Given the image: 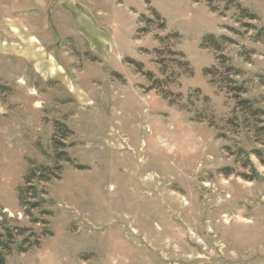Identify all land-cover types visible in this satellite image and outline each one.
<instances>
[{
	"label": "rangeland",
	"instance_id": "obj_1",
	"mask_svg": "<svg viewBox=\"0 0 264 264\" xmlns=\"http://www.w3.org/2000/svg\"><path fill=\"white\" fill-rule=\"evenodd\" d=\"M150 2L165 29L145 0H0L3 264H264V116L231 92L264 110V0ZM175 34L191 74L158 63Z\"/></svg>",
	"mask_w": 264,
	"mask_h": 264
},
{
	"label": "trees",
	"instance_id": "obj_2",
	"mask_svg": "<svg viewBox=\"0 0 264 264\" xmlns=\"http://www.w3.org/2000/svg\"><path fill=\"white\" fill-rule=\"evenodd\" d=\"M145 3L148 6L151 5L150 0H145ZM149 11L152 13V16L156 17V19L161 21L160 28L165 29L166 28V22H165L164 18L160 15V13L155 8H152L151 6L149 8ZM212 11L215 12V9H212ZM242 16H243V18H250L253 20L255 19V16L249 15L246 10H242ZM139 21H140V23H146L147 24L145 26V28H141L140 30H138V32L142 33L138 37H143V36H145L151 32L150 29L154 26V22H153L152 18H147L145 15L140 16ZM177 38H180L178 34H175L173 36H167L165 38L159 39L160 44L162 45V47L164 49H160V50L155 51V53L159 55L160 60H158V63L164 64V72H165L167 69L165 61H167V60H164L166 58H162V57L164 55V51H166L167 55H169L171 57H175V59H177V60H175V61H177L176 66L179 69H183L185 72L191 74L192 72H190L191 71L190 65L185 60V55L182 52H178L176 50H173V44L171 42ZM231 41L232 40L226 36L216 38L214 35H207L203 39V42L201 44V48L204 50H210L211 49V50H214L216 53H220L223 50V47H224L223 45L228 44V43H232ZM218 59H219L221 66L227 65V60L225 57L220 55L218 57ZM127 63L134 65L137 68L138 72L142 73L150 82L160 85L161 82L159 80H154V76L151 72H146V73L143 72V65L141 63L133 61L131 59H127ZM225 68L227 69L226 71H228V73L233 71V68L230 66H226ZM215 71H216V73H215ZM217 73L218 72L215 69L214 70H212V69L205 70L206 76H213V74L217 75ZM224 82L226 84H233L232 80H229V76H227V78L224 80ZM152 89H159V86H156V87L152 86L151 90ZM231 90H232L231 92L238 93L235 95L237 97V106L239 109H241L244 112L250 113L254 117L264 116V110L254 109L251 102H249L248 100H241L240 99V95L244 92L242 87L235 86V87H232ZM63 129L65 130L66 128H63ZM61 155L64 157L62 160L70 162V159L68 158L67 154L62 153ZM257 156L260 157V152H257ZM42 170H44V172H47L50 175H52L51 178L54 177V171L53 170H49L46 168H44ZM40 177H41L40 178L41 181H43V182H49L51 179L49 176L47 178H42V177H44L43 174H41ZM27 183H28V186L26 188L22 189L20 200L22 202V206L24 208H26V210H25L26 214L31 217V210L38 209L41 206V204H40V201L39 202H32L31 199H35L39 195V193H38V190L34 186H32V185L29 186V184H31V182H27ZM43 214L51 215L48 212H44ZM33 223L37 224V223H39V220H33ZM44 223H47V222L45 221ZM24 232H25V230H23V229L21 230V229L15 228L12 230L6 229L5 234H0V264H3L4 250L7 249V244L3 239L6 238V239H10L11 241H13L14 237L24 235ZM21 251L26 252L27 250L21 249Z\"/></svg>",
	"mask_w": 264,
	"mask_h": 264
},
{
	"label": "crops",
	"instance_id": "obj_3",
	"mask_svg": "<svg viewBox=\"0 0 264 264\" xmlns=\"http://www.w3.org/2000/svg\"><path fill=\"white\" fill-rule=\"evenodd\" d=\"M121 6V5H120Z\"/></svg>",
	"mask_w": 264,
	"mask_h": 264
}]
</instances>
